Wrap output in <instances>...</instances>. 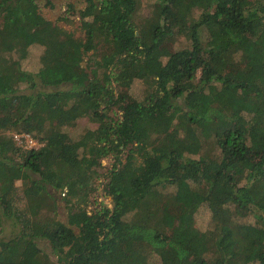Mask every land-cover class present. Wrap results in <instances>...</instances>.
<instances>
[{
	"label": "trees",
	"instance_id": "trees-1",
	"mask_svg": "<svg viewBox=\"0 0 264 264\" xmlns=\"http://www.w3.org/2000/svg\"><path fill=\"white\" fill-rule=\"evenodd\" d=\"M84 2L0 0V264H264V0Z\"/></svg>",
	"mask_w": 264,
	"mask_h": 264
},
{
	"label": "rangeland",
	"instance_id": "rangeland-1",
	"mask_svg": "<svg viewBox=\"0 0 264 264\" xmlns=\"http://www.w3.org/2000/svg\"><path fill=\"white\" fill-rule=\"evenodd\" d=\"M139 1V10H138V17L143 18L150 14V4L153 2V0H138ZM67 3H72L74 5V9H80L85 5L84 0H37V4L39 6V13L46 19L51 20L52 22H55L59 27L65 29L66 31H71L74 33V37H80L83 35V31H81L79 27V21L78 17L75 15H70V13L66 12L67 9ZM66 16L69 18V20H63L60 18V16ZM60 38L65 37L64 33H59ZM114 45V44H113ZM113 45L111 43H99L97 48L99 52V56L101 57L105 52L110 51L113 48ZM45 45L42 43H33L28 48V55L27 58L23 60V66L28 68L31 71H37L39 67V56L44 52ZM82 67H84L86 70L89 69L90 64L85 60L82 62ZM141 85L140 83H135L134 86ZM142 87V86H141ZM138 89V88H137ZM133 94L137 95L136 91H132ZM142 92V90H141ZM121 93L127 94V92L123 89L121 90ZM86 118L81 119L79 121L80 124H78L77 128H73L72 131L75 132L76 129H80L81 123L86 122ZM71 129V128H70ZM15 133V132H14ZM109 158H106L103 160V164L109 165ZM103 179L100 180L99 183V189L97 190V193L101 195V192H103ZM16 185L20 187L21 181H17ZM55 196H57L56 201V216L59 220L66 222L67 221V215H68V207L66 205V202L62 198V194H60L58 191L54 192ZM101 199L104 200L107 206H112L110 202V197L100 196ZM22 202H20V205ZM198 224H200L202 227H205L206 220H207V213L205 211H201L197 216ZM205 225V226H204ZM19 224L14 222V220H5L4 224L2 226V229L0 230V237L4 239H8L11 236H13L16 232L19 230ZM48 250V249H47ZM52 258H56L54 255L51 256Z\"/></svg>",
	"mask_w": 264,
	"mask_h": 264
},
{
	"label": "built area",
	"instance_id": "built-area-1",
	"mask_svg": "<svg viewBox=\"0 0 264 264\" xmlns=\"http://www.w3.org/2000/svg\"><path fill=\"white\" fill-rule=\"evenodd\" d=\"M13 138L18 142L22 143L25 148L37 149L41 146V142L36 138L31 137L26 133H13Z\"/></svg>",
	"mask_w": 264,
	"mask_h": 264
}]
</instances>
